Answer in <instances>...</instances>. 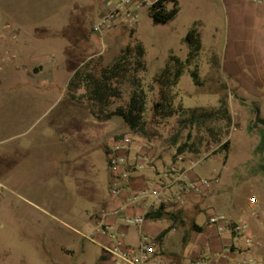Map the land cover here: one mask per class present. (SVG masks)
Masks as SVG:
<instances>
[{"label": "rangeland", "instance_id": "obj_1", "mask_svg": "<svg viewBox=\"0 0 264 264\" xmlns=\"http://www.w3.org/2000/svg\"><path fill=\"white\" fill-rule=\"evenodd\" d=\"M176 2L179 12L172 22L153 26L143 13L134 30H115L107 34L104 37L106 50L101 54L99 40L91 34V26L103 11L102 0L6 1L11 18L20 28L13 30L9 25L5 39L0 42V50L13 57L12 64L4 68L0 83V183L8 189L0 201V264H100L99 258L104 256L101 248L80 234H87L83 227L91 215L98 213L99 199L108 191L103 145L114 134H122L120 137L132 134L127 128L123 130L119 118L103 125L96 124L85 104L73 106L64 94L69 77L83 62L100 57V66L107 67L120 50L136 44H140L145 53L146 71L137 78L146 94V109L143 115L145 134L132 135L133 140L155 155L171 158L174 164H195L192 172L199 178H215L220 202L229 200L237 207L236 215L243 219L247 231L254 232L248 236L264 239V176L258 170L259 157L254 154L258 135L256 130L247 131L257 118L264 119V106L258 107L264 101L246 98L241 92H229L214 73L217 58L228 40L227 13L220 0ZM0 14L6 22L4 12ZM193 23L199 27L202 44L196 62L202 87H194L188 74H184L172 91L174 105L212 110L217 107L219 98L226 97L231 116V127L226 137H221V144L228 142L226 152H220L212 144L204 128L183 126L180 117L159 120L152 115V105L158 95L154 78L163 69L168 56L186 58L183 41ZM11 30L18 34L15 40L11 38ZM40 57L45 59L46 71L37 78L27 79L26 72L34 75L42 70L38 64ZM15 82L39 84L43 88L37 94L26 93L21 105L16 95L22 91L12 86ZM121 91L122 97L111 111L125 107L129 86H122ZM34 99L43 102L32 104ZM28 105L32 108L30 111ZM61 128L83 138L94 129L98 133H94L97 138L90 153L68 165L71 171L65 195L70 199L69 213L52 218L32 208L27 201L34 194L33 181L39 184V180L44 179V176L40 178L41 174L46 175L45 165L38 162L35 153L40 138L51 139ZM188 141L198 153L186 151L177 156V148ZM70 145L73 147L72 143ZM28 150L32 154L28 155ZM48 195L53 197V191ZM205 211L209 214L213 209L207 207ZM170 237L175 234L171 233ZM134 238L130 233V244L134 243ZM92 240L101 243L98 236H92ZM250 250L256 263L264 264V251Z\"/></svg>", "mask_w": 264, "mask_h": 264}, {"label": "crops", "instance_id": "obj_2", "mask_svg": "<svg viewBox=\"0 0 264 264\" xmlns=\"http://www.w3.org/2000/svg\"><path fill=\"white\" fill-rule=\"evenodd\" d=\"M6 1L8 2V0H0V11L4 12L5 21L13 30L16 27L20 28V25L11 18ZM220 3L227 13L228 40L227 46L217 58V68L214 73L229 92H241L245 94L246 98H251L254 101H264V6L243 3L238 0H220ZM11 32H13L11 38L15 40L18 34L12 30ZM38 61L42 70L34 75L26 72L25 76L27 79L37 78L46 71L47 67L44 66L45 59L40 57ZM12 86L18 89L17 91H22L20 95H16V97H19L21 105L25 101L26 93L37 94L43 88L39 84H22L20 82L12 83ZM64 96H66V91ZM34 100L35 102L32 104L43 102ZM69 102L73 106L83 105L71 100ZM28 106L30 111L32 108L30 105ZM263 106L264 104L258 107L262 108ZM256 112L258 113V110ZM96 124L103 125L105 123L97 122ZM122 128L125 130L124 124ZM66 131L61 128L51 135V139L48 137L40 138L39 149L37 152L35 150V153L37 154L36 159L38 157V162L40 161L41 165H45L46 175L41 174L40 178L44 176V179L41 182L39 180V184L33 181L32 191L34 194L30 196V201L26 200L32 208L52 218H55V215L60 216L69 213L71 208L70 199H67L65 195L66 182L70 177L71 171L68 165L71 162L72 165L75 164L79 157L90 153L93 142L97 138L94 133H98L94 129V131L84 134L86 136L83 138L74 131ZM121 135L114 134L103 145L105 159L111 144L118 141ZM78 136H80L79 139ZM131 137L133 138L132 135ZM71 139L73 147L70 145ZM49 146L56 147V149L54 150ZM138 146H141V148L138 149ZM30 153L32 154L31 150H28L27 154L30 155ZM171 164H174L171 158L155 155L144 148L140 142L134 140L130 151L127 153V165L131 173L129 183L124 185L118 197L111 196L110 174L107 169L108 191L99 199L100 209L98 213L91 215L85 223L83 228L87 230V234H80L82 238L90 240L99 247L107 244V238L98 230L101 220L100 213L105 212L108 213V216L104 219V225L116 228L123 234L124 243L129 246H137L141 237L155 241L160 233L168 229L161 243L157 245V255L166 264H192L195 260L200 259H204L203 261L205 262L209 260L212 264H240V261L247 256L252 257L253 255L255 257L254 253L252 254V251L247 249L244 243H241V240L235 238L229 232L218 234L208 224V220L214 215L223 216L230 222H243V219L236 215L237 207L231 205V201L228 200L223 204L220 202L217 184L198 196L187 198L182 205H176L175 203V194L178 192L179 187H174L167 194L170 202L167 206H163V211L176 217L175 223L167 218L153 222L145 221L138 229L132 226L126 227L120 222L121 217L124 216L135 218L144 215L147 206L146 200L139 201L137 204L125 208L123 212L117 215L114 214L125 206L131 196L145 189L152 188L158 173ZM175 164L186 173L187 181L208 179L199 178L193 174L192 168L195 164H192V166H188L186 162H177ZM83 183L84 185L87 184L86 179ZM50 191H53V197L48 195ZM207 207L212 208L213 212L207 214L205 211ZM154 208L157 209L158 207ZM158 223L164 224L160 226ZM65 227L71 230L68 225H65ZM193 227L199 228L201 232H194ZM130 233L135 237L133 244H130L128 240ZM171 233H174L175 237L171 238ZM247 234L252 235L254 232L249 229ZM92 236H98L101 243L92 240ZM100 264L113 263L109 258L105 257L104 262Z\"/></svg>", "mask_w": 264, "mask_h": 264}, {"label": "trees", "instance_id": "obj_3", "mask_svg": "<svg viewBox=\"0 0 264 264\" xmlns=\"http://www.w3.org/2000/svg\"><path fill=\"white\" fill-rule=\"evenodd\" d=\"M178 12V4L175 0H162L149 10L147 17L153 26H165L176 18ZM183 43L187 49L186 58L180 60L173 55L168 56L163 69L154 78L158 95L152 105V115L159 120L180 117L183 118L180 122L183 126L204 128L212 138V144L217 146L220 152H226L228 142L221 144V137H226L231 127V116L226 97L219 98L217 107L212 110L184 109L180 104L174 105L175 97L172 91L184 74H188L194 87H202L196 66L202 51L197 23H194L187 32ZM144 55L143 47L136 44L133 47H125L120 50L113 62L107 67L100 66V57L83 62L67 83V98L78 104H85L96 122L106 123L113 118H119L129 133L144 135L143 115L146 109V94L137 78L138 74L146 71ZM124 85L129 86L128 101L124 108L111 111L110 109L115 102L121 99V87ZM79 91L83 93L78 95ZM252 130L257 131L258 144L254 154L259 157L258 170L264 176V119L257 118L247 128L248 132ZM175 145L176 143H173V146ZM186 151L198 153L194 149V145L188 141L177 148L176 155L179 156ZM164 218L173 223L176 222V217L165 213L163 207L145 215V220L149 222ZM193 231L201 232L197 227H193ZM167 232L168 229L157 236L155 239L157 245L161 243ZM104 260L105 256L99 258L100 263Z\"/></svg>", "mask_w": 264, "mask_h": 264}, {"label": "built area", "instance_id": "obj_4", "mask_svg": "<svg viewBox=\"0 0 264 264\" xmlns=\"http://www.w3.org/2000/svg\"><path fill=\"white\" fill-rule=\"evenodd\" d=\"M162 0H102L103 11L91 26V34L99 40L101 54L106 50L104 37L115 31H132L135 29L140 16H146L150 9ZM243 3H250L256 6H264V0H238ZM9 31V24L4 22L0 14V42L5 39L4 33ZM13 62L9 52L0 50V83L4 68ZM134 140L131 136L121 137L111 144L106 153V164L110 174V195L118 197L125 184L129 183L131 173L127 165V153L130 151ZM141 146H138V149ZM217 184L215 178L194 179L187 181L186 173L176 164H171L158 173L157 179L150 189H145L131 196L125 206L115 213L117 215L139 201L146 200L147 206L144 215L135 218L121 217L120 222L126 227L140 228L146 221L145 215L155 211L154 207H163L169 204L167 194L174 188L179 187L175 194L176 205H182L184 200L198 196L204 191ZM8 189L0 183V201ZM157 208V209H158ZM108 213H100L99 232L107 238V244L100 246L103 255L109 258L113 264H166L157 255V244L154 240L141 237L137 246H129L124 243L123 234L112 226H105L104 219ZM218 234L229 232L235 238L241 240L247 249L255 248L264 251V239H254L247 234L246 225L241 222H230L223 216L214 215L208 220ZM195 260L192 264H212L209 260ZM240 264H257L255 259L247 256L240 261Z\"/></svg>", "mask_w": 264, "mask_h": 264}]
</instances>
